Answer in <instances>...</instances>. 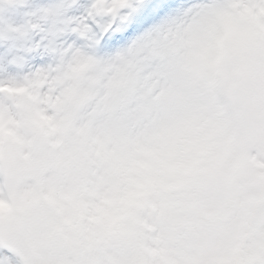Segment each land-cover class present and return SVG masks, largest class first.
<instances>
[{
    "label": "snow or ice",
    "instance_id": "6c2138e0",
    "mask_svg": "<svg viewBox=\"0 0 264 264\" xmlns=\"http://www.w3.org/2000/svg\"><path fill=\"white\" fill-rule=\"evenodd\" d=\"M0 264H264V0H0Z\"/></svg>",
    "mask_w": 264,
    "mask_h": 264
}]
</instances>
